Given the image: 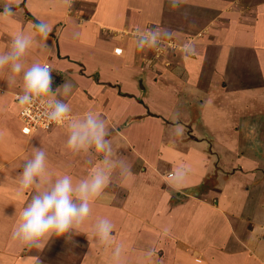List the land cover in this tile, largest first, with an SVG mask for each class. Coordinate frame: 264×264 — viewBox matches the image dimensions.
Returning a JSON list of instances; mask_svg holds the SVG:
<instances>
[{
	"label": "crops",
	"instance_id": "obj_1",
	"mask_svg": "<svg viewBox=\"0 0 264 264\" xmlns=\"http://www.w3.org/2000/svg\"><path fill=\"white\" fill-rule=\"evenodd\" d=\"M35 1H31L29 6L37 18L43 20L42 8L47 7L52 0ZM112 1L114 4L107 5L104 0H70L76 7L86 4L97 8L98 11L96 14L86 12L83 19H80L79 30L65 28L64 35H70L69 45H77L78 48L84 41L88 43L92 37L91 42L95 41L96 32L104 26L125 27L126 18L121 17L120 13L122 4L119 0ZM125 1L134 3L131 0ZM197 1L201 3H197L198 10L200 7L211 6L215 8L216 13L207 17L202 10V15L206 17L194 23H204L203 34L198 36L196 41V63L180 66L188 77L182 82L186 88L183 89L181 97H163L164 103L169 104L168 108L159 104L160 95L138 96L141 93L135 82L138 81V76L134 81L129 78V74L125 75L137 69L130 65V61L127 64L125 58L124 61L121 59V62H115V66L111 65L112 63L108 66L106 72H113L108 76L106 72L104 75L103 66L76 57L75 60H80L85 65L86 72L97 74L99 80L87 83L74 80L76 85H73L72 92L63 98L70 105L71 115L74 116L99 108L98 113L105 116L111 130L114 153L119 157H125L124 153L131 155L137 170L132 171L131 177H127L120 170L115 174V179L120 178V183H126L128 180L131 182L129 184L135 185L141 181L139 188L143 186V192L146 194L148 187H144V182L150 177L155 181L152 195L144 194L138 197L149 202L158 200L162 205V219L169 221L170 225L167 223L168 226L165 224L166 226L157 227L159 215L155 213L156 217L153 218L151 207L149 211L152 215L149 219L154 221L153 225L157 227V231L162 232L160 236L172 240L170 246L173 247L176 258H181L180 248L183 252L186 251L184 247L188 248V258L190 252L191 255L194 253L191 250V247H194L198 257L202 256L204 264H264V222L254 224L247 233H243L234 223L250 218L264 219V139L260 132L264 107L258 105L259 98L238 95L243 94L242 86L234 87L233 91L231 88L232 76L236 77V73H232L236 72L234 61L248 50L245 41L252 39L256 47L258 44L264 46V0H250L251 5L245 2L247 0ZM248 5L251 6L250 11L245 9ZM55 6L59 8V5ZM106 6H111L112 9ZM237 9L243 15H238ZM58 16L59 20H65L60 12ZM74 22H77L76 18ZM128 23L135 24L132 20ZM195 30L197 33L194 35H197L200 31ZM241 32L244 41L239 43L235 39ZM237 44H245L244 49L237 51ZM205 47H211L213 54L205 56ZM257 49L263 47L259 46ZM71 51L73 52V49ZM95 53L96 51L92 52L94 58L99 52ZM89 55L87 54V57ZM102 60L104 63L103 56ZM242 64L246 67L249 65L244 59ZM111 66L113 67L110 68ZM259 67L264 66L259 64ZM189 73H195L196 77V82L190 86ZM210 73L214 80L221 77L224 80H218L216 84L213 82V85L208 82L204 84L206 75ZM104 76L110 81L104 83ZM169 76L175 77L173 74ZM240 78L242 83L245 82V78L239 76ZM112 84L117 86L121 94L129 93L136 98L118 95ZM82 91L87 94L83 95ZM77 98L84 100V103L81 104V100ZM185 98L189 100L186 105H192V108L177 110L176 105H183ZM153 103L159 105V108ZM143 128L150 130L149 134ZM154 128L157 130H152ZM175 135L181 139L175 138ZM147 141L161 144H158L156 151L153 149L156 143L150 146ZM169 174L172 176H168ZM162 185L166 187L163 188ZM194 190H198L199 194H194ZM133 191L136 194L137 188ZM168 203L175 206L168 209ZM163 227L166 229L163 230ZM163 231H166V235ZM237 248L250 250L255 258L247 257L243 252H235ZM162 257L166 264H171L166 253Z\"/></svg>",
	"mask_w": 264,
	"mask_h": 264
},
{
	"label": "rangeland",
	"instance_id": "obj_2",
	"mask_svg": "<svg viewBox=\"0 0 264 264\" xmlns=\"http://www.w3.org/2000/svg\"><path fill=\"white\" fill-rule=\"evenodd\" d=\"M31 1L34 2L35 0H27V2L26 0H11L17 6L15 17L11 19L0 18V52L7 50L15 34L21 31H34V25L37 24H47V36L44 37L37 33V38L46 43L50 51H46L42 47H33L26 55L25 63L27 65L33 62L50 63L53 72L52 76L54 80L56 79L53 84L54 89L58 85L63 84L65 80H70L73 85H76L74 80L82 81L83 83L93 80L97 82L99 80L97 74L91 75V72H86L85 65L80 60H75L76 57H81L87 62L103 66L104 75L111 63L113 65L115 62L118 63L125 58L127 59L125 60L127 64L130 61V65H134L137 69L133 72L125 73V75L128 76L129 74V78L134 81L137 76L139 77H137L138 81H135L141 92L138 96L160 95L158 96L160 103H158L166 108H168L167 105L169 104L164 103L163 97H181L183 89L186 88L183 84V79L187 76L180 66L185 67L187 64L196 63V41L198 36L203 34L202 27L204 23L196 24L198 26L194 25V23L196 21L200 22L203 20L202 18L206 17L204 14L202 15V10L207 14V17L216 13V11L214 12L215 8H211V6L200 7L201 9L198 10V5H201V3L197 0H179L181 3L179 9L169 7L167 0H131L134 3L119 0L118 2L122 4L120 8L121 17L126 18L125 27L113 26L110 28L104 26V28H100L96 32L95 41L91 42L92 37L88 43L84 41L77 48V45L75 47L72 44L69 45L70 35H64L66 34L65 28L69 27L71 30H79L80 19H83L84 14L86 12L94 14L98 9L86 6V4L76 7L70 0H52L49 1L50 4H47V7L42 8L44 12L41 11V16H43V20H41L39 17L37 18L30 8L29 4ZM2 2L4 0H0V3ZM104 2L107 5L114 4L112 0H104ZM245 2L251 5L250 0ZM35 4L37 5L36 1ZM55 5H59V8ZM250 5L245 9L250 11ZM113 7L117 9L116 6ZM106 8L112 9L111 6H106ZM59 12L65 20H59ZM31 14L35 15L34 17L37 20ZM237 14H241L239 9H237ZM105 17L106 15H104ZM75 18L77 20L76 23L74 22ZM131 20L135 24L129 25L128 22ZM161 26L171 28L173 36L169 40L162 41L160 48L139 50L135 47L134 35L137 30L143 31L148 28H160ZM195 29L200 31L197 35H194ZM242 33L238 34L235 39L236 42L242 43L244 41L242 40ZM97 34L99 35L97 36ZM253 42L254 40L252 39L245 41L248 50L239 56L237 54L238 57L234 61L236 62V72L232 71V73H236V77L232 76L233 85L231 88L233 91L234 87L242 86L243 94L238 95H245L253 99L259 98L258 105L264 107V67H259V64L264 66V46L263 44H258V47H263V49H257L258 47ZM262 42L264 43V41ZM185 44L192 45L191 52H185ZM243 45L245 44H237V51H242L244 49ZM71 49H73V52ZM210 49L211 47L204 48L205 56L213 54ZM128 50L133 53L129 54ZM85 51L88 55L90 54L88 57L87 54H83ZM94 51H96L95 54L99 52L95 58L92 55ZM102 56L104 57V63ZM243 59L249 63L247 67L242 64ZM206 62L207 60L204 61V63ZM127 64L125 63V65ZM161 67H163L162 70ZM106 73L108 76L113 74V72L109 71ZM170 73L175 77H170ZM225 75L228 77L227 73ZM239 76L245 78V82L242 83L240 81L242 78L239 79ZM189 77L188 86L196 82L195 73H189ZM218 80H224V78L221 77L214 80L212 73H210L206 75L204 84L208 82L213 85V82L216 84ZM108 81L110 80L104 76V83ZM112 88L117 89L118 95L136 98L129 93L121 94L116 85L112 84ZM20 91V79L17 78L14 83L10 82L8 73L0 71V264H38V261L40 264H116L112 253L117 246H121L122 249L119 264H164L165 260H163L164 257L162 256L165 253L169 256L171 264H204L201 260L202 256L198 257L199 254L195 253L194 247H191L194 253L191 255L190 252L188 258L186 252L188 248L184 247L186 249L184 252L180 248L181 258H176L173 247L170 246L172 240L160 236L162 232L156 229L160 225L166 226L167 223L170 225L169 221L162 219L164 218L161 215L163 211L162 205H160L158 200L157 202H149L138 197L146 194L143 192L145 191L142 189L143 186L139 188L138 184L141 181L135 185L129 184L131 182H128V180H126V183H120V178L115 179V174L119 173L120 168H116L112 172L108 186L92 205V212L81 230L82 234L73 236L72 239L76 242L75 244L66 241L64 237L53 238L46 243L43 249L21 250L20 247L14 244L11 239V233L19 217L20 210L25 206L32 194L29 191L23 200H18L15 194V181L18 178L17 174L22 171V168H20L21 164L31 157L33 146L41 147L46 152L47 178L51 181H54L60 175L69 174L73 177L74 182H78L80 179L89 176L92 167L103 160V156L94 151H90L88 155L74 154L66 147L69 121H65L60 125L53 124L48 129L41 127L32 128L26 125L19 117L21 108L16 103V94ZM82 93L83 95L87 94L84 91ZM105 96L104 98L106 99ZM154 97L157 98L156 96ZM60 98L66 103V99L63 96H60ZM77 99L81 100V104L84 103V100ZM187 103H189V100L185 98L183 105H176L177 110L182 111L186 107L192 108V105H186ZM139 104L143 105L141 102ZM153 104L157 107L159 106L156 103ZM98 110L99 108L96 111L98 112ZM260 126L261 136L264 139V119L260 122ZM143 130L149 134L150 130L146 131V128H143ZM152 130L156 131L157 129L154 128ZM175 138L181 139L177 135H175ZM147 142H149L150 146H154V143H156V146L153 147L156 151L158 144H161L153 141ZM152 152L155 153V151ZM124 154L125 157H122V155L119 157V155L115 154L114 159L124 161L128 167V172H130L125 174L127 177H131L132 171L137 170V167L133 165L131 155L128 153ZM135 155L137 156V154ZM126 176L125 179L127 178ZM165 185H162V187H166ZM155 186V181L151 177L148 178L144 182V187H148L146 195H152ZM134 187L137 188L136 194L133 191V189H136ZM168 190L170 191V189ZM194 194H199L198 190ZM179 205L181 206V204ZM172 206L175 205H171V203L167 205L168 209L173 208ZM149 207L153 208V218L156 217L155 213L159 215L157 227L153 225L154 221L150 220L152 214H150ZM100 218H108L113 223V240L110 245L97 248L92 243V239L95 224ZM260 218H250V220L237 219L238 221L234 223L243 230V233L244 231L247 233L254 224L264 222V219ZM162 229L164 230L166 227ZM165 232L163 231L164 234ZM234 251L243 252L247 257L255 258L250 250L246 251L245 249L243 251V249L237 248ZM34 258H38V261Z\"/></svg>",
	"mask_w": 264,
	"mask_h": 264
},
{
	"label": "clouds",
	"instance_id": "obj_3",
	"mask_svg": "<svg viewBox=\"0 0 264 264\" xmlns=\"http://www.w3.org/2000/svg\"><path fill=\"white\" fill-rule=\"evenodd\" d=\"M169 7L179 9V0H167ZM17 6L11 0L0 3V18H14ZM48 26L34 25V31L15 34L7 50L0 52V71H6L10 82L21 81V91L16 94L17 105L27 111L39 107L43 118L49 124H63L69 121L66 147L74 154L88 155L90 151L103 156L96 163L91 174L78 182L69 174L58 176L54 181L47 178V156L44 149L33 146L32 155L24 161L15 181V194L23 200L32 192L11 233V239L21 250L43 249L53 238L64 237L73 241L80 235L91 212L92 205L108 186L112 172L119 167L128 172L122 160L114 159L111 130L106 119L96 111L71 115L72 109L60 96H68L73 90L70 80L53 88L52 69L47 63H25V57L33 47L50 51L48 45L37 38V33L47 36ZM173 30L166 26L137 30L135 47L139 50L158 49L162 41L169 40ZM185 52L192 51L191 44L184 45ZM56 81V80H55ZM114 225L108 218H100L94 227L92 243L97 248L111 244ZM121 246L113 250V258L119 264ZM37 259L38 258H34ZM38 264L40 262L38 261Z\"/></svg>",
	"mask_w": 264,
	"mask_h": 264
},
{
	"label": "built area",
	"instance_id": "obj_4",
	"mask_svg": "<svg viewBox=\"0 0 264 264\" xmlns=\"http://www.w3.org/2000/svg\"><path fill=\"white\" fill-rule=\"evenodd\" d=\"M43 63H47V62H43ZM50 68H51V64L47 63ZM56 80V79H55ZM53 78V81H55ZM19 117L21 120H23V122L28 125L29 127L32 128H49L50 126H52L53 124H49L47 122V120L45 118L42 117L41 112H40V108L37 107H33L27 111L20 109L19 111ZM168 176H172V174H169Z\"/></svg>",
	"mask_w": 264,
	"mask_h": 264
},
{
	"label": "bare ground",
	"instance_id": "obj_5",
	"mask_svg": "<svg viewBox=\"0 0 264 264\" xmlns=\"http://www.w3.org/2000/svg\"><path fill=\"white\" fill-rule=\"evenodd\" d=\"M159 1V0H158Z\"/></svg>",
	"mask_w": 264,
	"mask_h": 264
}]
</instances>
